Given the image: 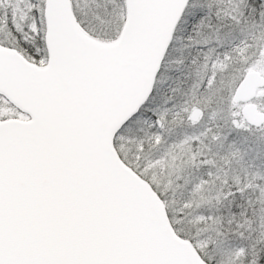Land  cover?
Listing matches in <instances>:
<instances>
[{
	"label": "snow or ice",
	"instance_id": "snow-or-ice-1",
	"mask_svg": "<svg viewBox=\"0 0 264 264\" xmlns=\"http://www.w3.org/2000/svg\"><path fill=\"white\" fill-rule=\"evenodd\" d=\"M0 264H264V0H0Z\"/></svg>",
	"mask_w": 264,
	"mask_h": 264
}]
</instances>
